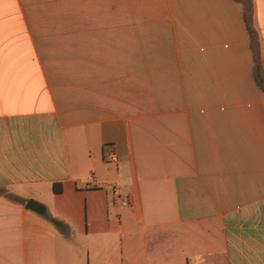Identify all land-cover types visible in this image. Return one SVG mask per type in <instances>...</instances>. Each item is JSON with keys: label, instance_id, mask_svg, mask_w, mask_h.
Returning <instances> with one entry per match:
<instances>
[{"label": "crops", "instance_id": "0c3cea01", "mask_svg": "<svg viewBox=\"0 0 264 264\" xmlns=\"http://www.w3.org/2000/svg\"><path fill=\"white\" fill-rule=\"evenodd\" d=\"M41 7L108 10L57 31L26 10ZM243 13L0 0V188L46 207L0 192V264H264V88ZM253 23L264 63V0Z\"/></svg>", "mask_w": 264, "mask_h": 264}, {"label": "trees", "instance_id": "16d2710c", "mask_svg": "<svg viewBox=\"0 0 264 264\" xmlns=\"http://www.w3.org/2000/svg\"><path fill=\"white\" fill-rule=\"evenodd\" d=\"M244 6V20L247 24L248 32L250 35V45L254 60L255 77L258 84L264 88V63L261 57V39L257 27L253 23V0H237ZM54 189L58 190L59 187L54 185ZM0 192L5 194L8 198L16 200L18 202H26L24 197L16 195L12 192L0 188ZM50 220L58 224L59 221L54 217H50Z\"/></svg>", "mask_w": 264, "mask_h": 264}, {"label": "rangeland", "instance_id": "374dc122", "mask_svg": "<svg viewBox=\"0 0 264 264\" xmlns=\"http://www.w3.org/2000/svg\"><path fill=\"white\" fill-rule=\"evenodd\" d=\"M28 13H31V11L34 14L46 16L49 17L50 20H48L49 24L42 25L45 28L54 27L57 29V31H62V22L66 21L63 20V17L66 16H78L79 14L84 15H93L94 13L97 14H105V11L108 9H96V8H78V7H71V8H62V7H41L38 9H26ZM74 21V20H73Z\"/></svg>", "mask_w": 264, "mask_h": 264}, {"label": "water", "instance_id": "95a60500", "mask_svg": "<svg viewBox=\"0 0 264 264\" xmlns=\"http://www.w3.org/2000/svg\"><path fill=\"white\" fill-rule=\"evenodd\" d=\"M26 207L30 208L38 213H44L45 212V205L41 203L40 201H37L33 198H29L26 202Z\"/></svg>", "mask_w": 264, "mask_h": 264}, {"label": "built area", "instance_id": "2783aa9c", "mask_svg": "<svg viewBox=\"0 0 264 264\" xmlns=\"http://www.w3.org/2000/svg\"><path fill=\"white\" fill-rule=\"evenodd\" d=\"M125 204H126L125 200H122V205H125Z\"/></svg>", "mask_w": 264, "mask_h": 264}]
</instances>
